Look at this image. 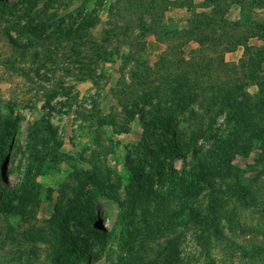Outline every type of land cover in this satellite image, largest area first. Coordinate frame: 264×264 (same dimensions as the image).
I'll return each instance as SVG.
<instances>
[{
    "label": "rangeland",
    "instance_id": "rangeland-1",
    "mask_svg": "<svg viewBox=\"0 0 264 264\" xmlns=\"http://www.w3.org/2000/svg\"><path fill=\"white\" fill-rule=\"evenodd\" d=\"M222 1L223 7H216L217 0H0V124L10 128L0 134V193L11 192L13 202V208L0 205V264H54L50 256L63 251L62 240L85 249L82 259L70 264H112L116 252L126 250L136 254L131 262L137 264L149 259L202 264L191 223L169 225L168 237L153 242L128 226L142 227L144 203L152 206L164 199L171 206L176 200L169 166L179 170L182 157L190 159L186 144L195 124L192 111L200 108L174 115L176 136L163 140L165 151L150 144L148 152L140 121L148 105L136 96L164 88L173 73L201 61L203 54L212 61L213 78L241 75L240 69L230 73L227 67H239L247 57L243 42L264 45L254 35L264 24V0ZM204 2L209 5L201 6ZM149 3L143 18L151 29L144 34L137 20ZM189 7L194 12L227 7L229 24L195 30L188 38L174 33V26H189ZM81 11L90 14L86 20L98 19L87 35L101 41V53L89 57L91 41L79 49L69 41H45L48 47L41 48L42 35L75 27ZM112 26L117 35L103 42L104 29ZM230 34L233 42L226 36ZM226 41L233 47L222 51ZM73 50L80 52L82 65ZM248 91L254 93L256 87L250 85ZM217 125L222 126L221 116ZM258 152L231 161L258 199L249 204L233 196L218 212L225 237L212 245L217 264H264V252L254 247L264 245V236L249 230L264 227V174L256 176L252 167ZM10 226L13 242L6 239L2 246ZM171 236L178 239L177 250L164 249ZM139 246L145 251H138Z\"/></svg>",
    "mask_w": 264,
    "mask_h": 264
},
{
    "label": "trees",
    "instance_id": "trees-1",
    "mask_svg": "<svg viewBox=\"0 0 264 264\" xmlns=\"http://www.w3.org/2000/svg\"><path fill=\"white\" fill-rule=\"evenodd\" d=\"M224 3L226 2L217 0L216 7H223ZM149 5L152 6L150 3L147 4L137 20L139 30L144 34L151 29V22H146L143 18V15L147 13L146 9L150 7ZM208 5V2L201 4V6ZM189 9L191 16L188 27L174 26L172 29L164 27L165 31L171 29L174 33L188 38L194 34L195 30L229 24L224 17L227 7L223 8L221 12H219V8H211L207 12H194L190 7ZM86 12L81 11L82 16L76 22L75 27L71 25L67 29L56 28L48 31L44 36L42 35L41 48L46 49L48 47L46 45L50 42L57 41L60 44L63 41H69L72 44H78L74 49H79V46L91 41L92 43L88 47L91 53L89 57L93 59L94 56L101 53L99 52L103 47L101 41H96L87 35V29L94 26L98 19L89 18L90 20H86L88 15ZM232 24L238 26L239 20ZM117 31V26L104 29L103 42L108 37L117 35ZM255 33L254 35L264 39V24L257 26ZM226 36L231 38L230 42L235 39L232 34ZM200 39L199 43L202 45V38ZM230 42L226 41L227 44L223 46L222 51L233 47V45L229 46L234 44ZM243 43L247 57L244 56L239 67L237 65L227 67V71L230 73H234L238 69L242 71L240 76H236L237 78L224 80L219 77L213 78L210 70L212 61L209 60L210 58L206 61L202 53L201 61L186 63V67L181 72L170 74L171 80L164 88L156 87L153 91L149 90L151 92L142 90L136 96L137 102L148 105L147 112L143 108L140 117L143 128L141 141L143 148L148 152L147 146L150 144L154 148H159V151H165L163 140L167 136H176L175 126L172 124L174 115L184 114L189 109L193 110V106L200 108L198 111H192L195 124L189 132L190 136L186 144V149L190 151V159L186 160L182 157V165L179 170L169 166V176L176 179V192L171 197L176 200L171 206H168L164 199H158L152 206L148 202L144 203L142 211L146 213L147 219L143 222V228L133 224L128 226L133 227L134 232L139 231L142 235L145 233L147 241L153 242L156 238H161L164 241L168 237L169 230L167 228L169 225L191 223L195 229L194 239L199 248L202 264H217L211 251L213 243L225 237L217 220V214L224 203L233 196L249 204L258 199V196L253 194L251 186L246 183L244 177L238 173V168L231 161L237 156L246 157L253 149H258L259 152L254 158L256 164H252V167H254L256 176L264 174V45L252 47L247 45L246 41ZM70 48L73 49L72 46ZM73 51L76 61L82 65L81 57L77 58L80 52ZM207 69L209 71L206 73ZM88 72L94 73V69L90 68ZM90 79L94 81L93 77ZM250 85L256 87L254 93L248 91ZM68 87L70 85H60L59 89L65 90ZM160 97L163 99H159ZM164 102H168V104ZM162 110L165 111L162 112ZM148 116L149 118H147ZM220 116L222 118L221 127L217 125ZM9 129L7 125L0 124L1 136L6 135ZM207 142L209 144L204 148ZM174 143L179 146L178 148L181 147L177 140ZM0 167H2V163ZM10 194L11 192L0 193L1 206L6 205L13 208ZM200 199H206V202L203 204L199 202ZM212 214L214 215L211 216ZM164 215L168 216L164 217ZM251 229L260 231L264 236V227L249 228V230ZM12 232L13 227L10 226L2 246L6 243V239L10 241L9 243L13 242ZM123 239L125 238L123 237ZM177 240L175 236L166 239L164 249L177 250ZM62 241L65 248L58 255H51L50 261L54 264H70L71 260L80 261L83 251H85L83 244L77 245L70 241ZM254 247L260 253L264 252V245H254ZM138 249V251H145V246L142 248L139 246ZM131 253L130 250L116 252V260L112 264H137V262H131L132 257L136 256ZM157 260L149 259L148 264H157L159 262ZM176 262V264H181L180 260Z\"/></svg>",
    "mask_w": 264,
    "mask_h": 264
}]
</instances>
